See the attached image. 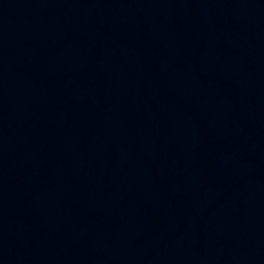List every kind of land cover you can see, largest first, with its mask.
Segmentation results:
<instances>
[{
    "label": "water",
    "instance_id": "1",
    "mask_svg": "<svg viewBox=\"0 0 264 264\" xmlns=\"http://www.w3.org/2000/svg\"><path fill=\"white\" fill-rule=\"evenodd\" d=\"M0 264H264V0H0Z\"/></svg>",
    "mask_w": 264,
    "mask_h": 264
}]
</instances>
